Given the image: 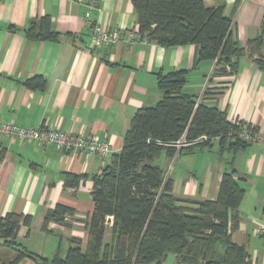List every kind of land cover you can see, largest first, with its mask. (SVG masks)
<instances>
[{
  "label": "crops",
  "instance_id": "crops-1",
  "mask_svg": "<svg viewBox=\"0 0 264 264\" xmlns=\"http://www.w3.org/2000/svg\"><path fill=\"white\" fill-rule=\"evenodd\" d=\"M91 1L93 7L78 0H0V120L25 127H59L111 144L109 154L102 156L0 136L5 149L0 162V216H30V225L22 222L18 240L48 257L65 256L73 239L87 247L95 209L94 176L123 148L137 110L160 101L161 74L186 70V92L226 110L229 121L264 129V66L257 62L258 57L264 59V0H205L210 7L224 8L232 18L233 38L247 49L238 58V71L224 75H216V60H198L195 44L127 41L129 33L139 29L132 0ZM88 12L92 24L119 30L121 41L94 46ZM45 18L42 28L57 32L55 38L25 33L33 20L41 24ZM259 36L261 48L252 54L251 43ZM36 76L45 80L43 88L26 84ZM230 143L222 147L215 138L206 146L177 147L174 155L163 152L157 162L173 180L174 195L193 200L216 199L223 174L235 171L245 193L232 239L247 248L252 264H264V229L255 231L264 226V147L256 142L238 147ZM59 203L72 212L65 214L63 223L46 224L47 212ZM109 219L105 244L114 237L113 216ZM14 256L15 251L0 255V264ZM150 264L182 263L170 254L165 261Z\"/></svg>",
  "mask_w": 264,
  "mask_h": 264
},
{
  "label": "trees",
  "instance_id": "trees-1",
  "mask_svg": "<svg viewBox=\"0 0 264 264\" xmlns=\"http://www.w3.org/2000/svg\"><path fill=\"white\" fill-rule=\"evenodd\" d=\"M132 1L140 34L148 40L166 46L195 44L199 61H217L216 75L238 71V58L247 49L233 38L232 18L223 7H210L205 0ZM47 20L42 19L41 24L33 20L25 33L31 38H55L57 32L42 28ZM10 28L18 29L15 25ZM262 41L263 36L252 41V54ZM257 62L264 66L263 58L258 57ZM222 66L230 70L224 71ZM38 78H29L26 84L43 88L45 80ZM186 79V70L159 76L160 101L137 110L123 148L94 176L95 209L87 247L73 239L65 256L32 252L18 240L22 222L30 225L31 217L8 213L0 216V245L15 250L7 264H150L161 263L170 254L182 264H252L247 248L232 239L245 193L235 171L223 174L216 199L193 200L174 195L173 180L157 162L163 152L174 155L176 143L183 137L189 142L204 138L183 148L210 145L215 138L222 147L230 141L233 147L248 144L238 137L239 125L228 120L226 110L184 90ZM4 153L0 146V162ZM68 212L72 209L59 203L47 212L45 222L63 223ZM110 216L114 237L105 244Z\"/></svg>",
  "mask_w": 264,
  "mask_h": 264
},
{
  "label": "built area",
  "instance_id": "built-area-1",
  "mask_svg": "<svg viewBox=\"0 0 264 264\" xmlns=\"http://www.w3.org/2000/svg\"><path fill=\"white\" fill-rule=\"evenodd\" d=\"M79 2H87L91 7L94 5V1L91 0H78ZM88 24L93 25L92 42L93 45L98 47L101 45H112L121 41V34L119 30L110 31L102 28L100 23L92 24L90 12L86 14ZM136 38L148 40L140 34L139 29L132 30L127 41H132ZM239 125L237 132L244 142L259 143L264 147V129H259L254 125H245L239 120L233 121ZM0 136H8L13 139L20 138L23 140H33L41 146L54 145L62 151H78L84 150L90 154H99L106 156L111 151V144L108 140H99L95 137L84 136L81 133H73L61 128H54L52 126H39V127H25L19 125L14 121H2L0 120ZM204 138L197 139L195 141H187L185 137L177 141V147H184L200 142ZM264 226L256 229V233L262 232Z\"/></svg>",
  "mask_w": 264,
  "mask_h": 264
},
{
  "label": "rangeland",
  "instance_id": "rangeland-1",
  "mask_svg": "<svg viewBox=\"0 0 264 264\" xmlns=\"http://www.w3.org/2000/svg\"><path fill=\"white\" fill-rule=\"evenodd\" d=\"M20 242H21L22 246H24L23 244H25V243L23 241H20ZM0 249H2V250H0V255H2V254H7L8 255L11 251H13V252L15 251V250H11L8 247L2 246V245H0Z\"/></svg>",
  "mask_w": 264,
  "mask_h": 264
},
{
  "label": "water",
  "instance_id": "water-1",
  "mask_svg": "<svg viewBox=\"0 0 264 264\" xmlns=\"http://www.w3.org/2000/svg\"><path fill=\"white\" fill-rule=\"evenodd\" d=\"M221 69L224 70V71L227 70L225 66H222ZM109 221H110V219H109Z\"/></svg>",
  "mask_w": 264,
  "mask_h": 264
}]
</instances>
